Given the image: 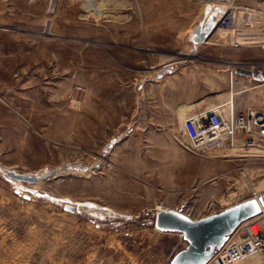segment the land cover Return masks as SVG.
<instances>
[{
	"label": "rangeland",
	"instance_id": "1",
	"mask_svg": "<svg viewBox=\"0 0 264 264\" xmlns=\"http://www.w3.org/2000/svg\"><path fill=\"white\" fill-rule=\"evenodd\" d=\"M206 1L0 0V264H165L176 235L153 227L158 205L199 218L264 193L263 152L191 151L182 131L227 99L231 65L264 61L242 14L264 0L228 6L245 40L221 27L190 53ZM253 80L236 73L234 102L264 110ZM67 164L81 168L6 176Z\"/></svg>",
	"mask_w": 264,
	"mask_h": 264
},
{
	"label": "built area",
	"instance_id": "2",
	"mask_svg": "<svg viewBox=\"0 0 264 264\" xmlns=\"http://www.w3.org/2000/svg\"><path fill=\"white\" fill-rule=\"evenodd\" d=\"M235 9V6H230L226 10L219 26L226 31H236L237 35H241L235 20ZM242 14L246 21L250 20L258 27L261 37L264 38L262 11L243 8ZM238 64L241 63L233 64L228 68L230 82L236 76L235 68L240 66L259 70L263 75L260 81L242 75L256 83L250 87L264 83V61L246 66ZM244 88L248 90L247 86ZM182 131L191 151L264 153V110L253 107L238 108L234 101H221L188 114L183 119ZM254 197L258 196L254 194ZM253 254L260 255L264 262L263 207L257 215L241 222L205 264H233ZM168 263L169 260L165 264Z\"/></svg>",
	"mask_w": 264,
	"mask_h": 264
},
{
	"label": "water",
	"instance_id": "3",
	"mask_svg": "<svg viewBox=\"0 0 264 264\" xmlns=\"http://www.w3.org/2000/svg\"><path fill=\"white\" fill-rule=\"evenodd\" d=\"M206 6V10H207ZM205 10L204 18L192 28L189 40L192 48L190 53L196 50V46L206 42L212 33L219 27L220 18L216 19L212 13ZM213 10L220 7L214 6ZM171 63H167L168 67ZM165 70L169 71V68ZM163 72V71H162ZM162 72L156 76L160 77ZM235 72L261 80L263 75L259 70L237 66ZM116 138H112L104 148V152L112 146ZM79 165L67 164L57 169L43 170L41 173H18L13 170L6 171V176L18 182L36 183L40 179L56 173L79 170ZM261 207L264 208V193L258 197L249 198L226 207L219 212L211 213L199 218H192L180 209L159 208L153 214V227L160 232H172L180 234L186 242L185 247L177 250L169 259L168 264H205L212 255L223 245L228 235L243 221L257 215ZM65 208L71 212L75 210L72 204H66Z\"/></svg>",
	"mask_w": 264,
	"mask_h": 264
},
{
	"label": "crops",
	"instance_id": "4",
	"mask_svg": "<svg viewBox=\"0 0 264 264\" xmlns=\"http://www.w3.org/2000/svg\"><path fill=\"white\" fill-rule=\"evenodd\" d=\"M235 1H237V0H207L206 1V4H203V7H202V11L200 12V17L198 18V20H196L195 22H194V24L192 25V27H191V30H192V28L197 24V22H199L200 20H202L203 18H204V12H205V10H206V6L208 7L207 8V12L208 13H212L213 15H214V17L216 18V19H218V18H222L223 17V15H224V13L226 12V10L228 9V6L230 5V3L231 2H235ZM214 6H218V7H220V11L218 10H213V7ZM219 13V14H218ZM220 29V27L219 28H217L213 33H212V35L210 36V38L206 41V42H204V43H200V44H198L197 46H196V49L200 46V45H204V44H208V43H213V42H211L212 41V39H213V37H214V35H216V34H218V30ZM217 32V33H216ZM215 40H213V41H215V42H219L220 40H219V38L218 39H216V38H214ZM215 44H217V43H215ZM218 45V44H217ZM222 45V44H221ZM245 80H247L246 78H245ZM248 81V80H247ZM194 95L195 96H197V93H194ZM203 105V104H202ZM195 111H197L196 109L194 110V111H192V112H195ZM161 233H172V232H161ZM174 235H176V250H179V249H181V248H183V247H185V245H186V242L184 241V240H182V238L177 234V233H173Z\"/></svg>",
	"mask_w": 264,
	"mask_h": 264
},
{
	"label": "bare ground",
	"instance_id": "5",
	"mask_svg": "<svg viewBox=\"0 0 264 264\" xmlns=\"http://www.w3.org/2000/svg\"><path fill=\"white\" fill-rule=\"evenodd\" d=\"M219 14V13H218ZM248 33V32H247ZM253 36V35H252ZM251 37V36H250ZM238 38V40L240 41V40H242V39H244L245 40V37L243 36V37H241V35L240 36H238L237 37ZM236 38V39H237ZM253 38V37H252ZM261 38V37H260ZM241 42V41H240ZM240 42H238L239 43V45H240ZM249 42V41H248ZM225 65V64H224ZM227 65V64H226ZM227 67V66H226ZM228 83H229V91L227 92V99L226 100H228V101H231V102H233L234 101V95L235 94H238V93H240V92H242L243 90H245L244 88H242V89H240V90H233V88H232V86H233V84H234V79L232 78V81L230 82V79H229V76H228ZM264 84V83H263ZM262 86V85H261ZM251 174V173H250ZM257 188H261V187H264V178H263V180H261V181H258V183H257ZM159 208H163V207H161L160 205H158L157 207H156V209H159ZM255 261V263L256 264H264V262H263V260H262V257L260 256V255H256V254H253V255H249V256H247L246 258H244V259H242V260H240V261H238V262H236V263H233V264H246V262H249V261Z\"/></svg>",
	"mask_w": 264,
	"mask_h": 264
}]
</instances>
